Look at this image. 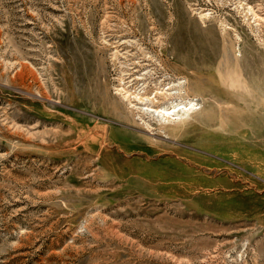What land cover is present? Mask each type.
Returning <instances> with one entry per match:
<instances>
[{"label":"rangeland","instance_id":"rangeland-1","mask_svg":"<svg viewBox=\"0 0 264 264\" xmlns=\"http://www.w3.org/2000/svg\"><path fill=\"white\" fill-rule=\"evenodd\" d=\"M234 1L0 0V264H264V22ZM103 35L130 87L185 79L187 124L133 121Z\"/></svg>","mask_w":264,"mask_h":264},{"label":"bare ground","instance_id":"bare-ground-1","mask_svg":"<svg viewBox=\"0 0 264 264\" xmlns=\"http://www.w3.org/2000/svg\"><path fill=\"white\" fill-rule=\"evenodd\" d=\"M234 5L237 11L243 15L244 19H246V23L250 26L251 29H252L251 23H254L257 30L261 29V25L264 22V17L260 15L259 13H257L256 10H254V7L252 5L245 2L244 0L243 1L235 0ZM192 10L196 11L197 8H192ZM196 13H198V17L202 22H204L205 19L216 20L215 16L212 15V12H210L209 10L203 11L202 9L198 12L196 11ZM249 20H252V22L250 23ZM101 24L107 26L106 19H104L101 22ZM225 24H228V23H225ZM225 29H228V30H225ZM229 29H230V26H226L224 27L221 33V39L224 45L227 43V39L228 40L231 39V37H229L230 35ZM105 36L106 35H103L102 37L103 43L110 45V47L112 48V53L110 55L111 59L112 61H115L120 67L119 73L117 76L118 83L115 86L116 92L114 93L117 94L118 95L117 97L122 102L125 103L127 110L132 115L133 121L135 122L140 121L142 126H145L146 128H149V129H153V127H155L158 130L159 129L160 130H164V129L174 130V129H177L187 124L189 122V118L197 111L199 106H198V103L195 102L192 97H190L191 94H190V91L188 90L189 88L185 86V79L182 80L181 78L176 77L172 80L171 79L167 80L168 78H161L160 76L152 78V75L156 74V72L153 68H151L150 70L149 69L148 70L152 71V75H149L148 70L147 72L144 71V73H138L135 75L137 80H140V81L143 80L141 82L142 84L140 88L130 87V84L128 83V81L124 82V77L126 76V75L124 76V74L130 73L129 70L133 68L134 66H130L131 63H127L126 61L119 60L118 56H121L123 53L119 51L116 45L109 43L110 41L108 42V40L106 39L107 36L106 37ZM237 37H238V34L236 33L234 38L237 39ZM114 44H117V43H114ZM230 45H231V42H230ZM231 46L232 48L234 47L233 45ZM138 49L141 51L142 56H145V57L147 56L151 58L152 60L153 56L149 54L147 50H144V47H142L140 44H138ZM237 52H239V50L235 49L233 60H231L232 62L225 59L226 66H223V68L225 67L224 68L225 73L223 72L224 76L221 75L224 78L223 79L224 84L227 86L233 87V88L237 86H241L243 84L242 83L243 78L241 79V75H240L241 73L238 71L239 70L238 58L240 56L236 54ZM125 57L126 55H124V58ZM155 60L157 59L155 58ZM157 62L159 66L162 65L159 61ZM137 63H139L138 60H137ZM218 69L221 70V68H218ZM146 74L151 79L150 82L146 81L148 80ZM163 74L168 75L167 73H163ZM134 116L135 117L137 116V119H135Z\"/></svg>","mask_w":264,"mask_h":264}]
</instances>
